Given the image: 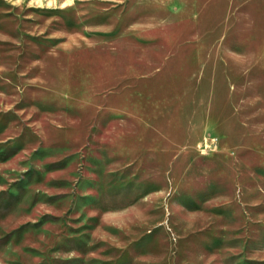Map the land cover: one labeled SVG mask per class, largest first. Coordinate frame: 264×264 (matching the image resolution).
<instances>
[{"label": "rangeland", "instance_id": "obj_1", "mask_svg": "<svg viewBox=\"0 0 264 264\" xmlns=\"http://www.w3.org/2000/svg\"><path fill=\"white\" fill-rule=\"evenodd\" d=\"M0 264H264V0H0Z\"/></svg>", "mask_w": 264, "mask_h": 264}, {"label": "clouds", "instance_id": "obj_2", "mask_svg": "<svg viewBox=\"0 0 264 264\" xmlns=\"http://www.w3.org/2000/svg\"><path fill=\"white\" fill-rule=\"evenodd\" d=\"M16 2H19V0H16Z\"/></svg>", "mask_w": 264, "mask_h": 264}]
</instances>
